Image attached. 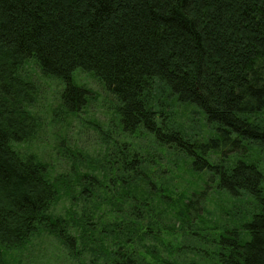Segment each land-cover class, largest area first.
Wrapping results in <instances>:
<instances>
[{
  "label": "trees",
  "instance_id": "obj_1",
  "mask_svg": "<svg viewBox=\"0 0 264 264\" xmlns=\"http://www.w3.org/2000/svg\"><path fill=\"white\" fill-rule=\"evenodd\" d=\"M76 71L113 98L99 152L64 136L52 163L18 148L41 141L43 78L58 86L53 129L77 113L88 90ZM178 107L198 113L209 133L187 130ZM259 154L264 0H0V264L4 249L40 229L72 248L71 228L94 224L101 200L119 217L113 236L128 242L148 235L141 226L161 206H179L183 223L198 220L209 191L235 210L217 235L214 264H264ZM182 174L190 181L179 191ZM61 198L69 219L52 213ZM120 248L98 264H134Z\"/></svg>",
  "mask_w": 264,
  "mask_h": 264
},
{
  "label": "rangeland",
  "instance_id": "obj_2",
  "mask_svg": "<svg viewBox=\"0 0 264 264\" xmlns=\"http://www.w3.org/2000/svg\"><path fill=\"white\" fill-rule=\"evenodd\" d=\"M77 72H75L76 82L81 83L88 90L87 93L85 92L86 100L77 113H68L66 125L62 127L58 125L53 129L50 109L59 104L56 97L58 86L56 82L43 78L42 97L36 107L44 120L41 141L19 144L18 148L24 151L32 150L52 163L56 142L64 136L70 144L84 153L99 152L102 134L107 131L104 122L111 112L113 98L91 75ZM178 110L181 113H178L177 118L187 130L193 129L200 135L209 133L210 130L201 123V116L198 113L189 114V109L183 111L181 107H178ZM261 117L263 118L262 115ZM137 141L144 143L145 139L141 136ZM255 150L252 148V155ZM257 157L264 171V155L259 154ZM165 159L166 156L161 161L162 165L166 162ZM65 164L69 165L68 160H65ZM50 169L53 173L54 168L51 166ZM64 169L62 162L57 164L58 171ZM180 178L185 183L183 187L179 186V191L190 181L186 182L189 178L186 174H182ZM172 197L174 198L175 195ZM91 201L93 202V198ZM204 201L198 220L190 219L191 223L181 221L177 211L179 206L171 209L161 206L151 215L152 224H146L144 220L141 226L142 231H147L148 235L144 239L133 237L131 241L125 242L113 236L111 223L117 222L119 217L108 203L101 200L102 205L99 207V214L95 215L94 224L90 226L80 224L78 229L71 228V232L76 237L72 248L61 243L46 229H40L22 247L4 249L3 259L6 264H98L102 262L104 256L108 260L112 259L114 250L120 245L121 252L133 253L134 264H214L219 251L216 247L217 235H223L221 226H224L225 222H235L233 221L235 210L234 205L227 201L225 195L223 197L221 194L209 191ZM68 206L69 201L61 198L53 207L52 213L69 219L70 206ZM78 206H73L75 211L78 210ZM125 208L124 205L123 212L128 213Z\"/></svg>",
  "mask_w": 264,
  "mask_h": 264
}]
</instances>
